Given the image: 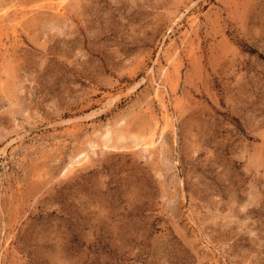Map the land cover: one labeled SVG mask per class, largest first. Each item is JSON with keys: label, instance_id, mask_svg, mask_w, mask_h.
<instances>
[{"label": "rangeland", "instance_id": "374dc122", "mask_svg": "<svg viewBox=\"0 0 264 264\" xmlns=\"http://www.w3.org/2000/svg\"><path fill=\"white\" fill-rule=\"evenodd\" d=\"M0 264H264V0H0Z\"/></svg>", "mask_w": 264, "mask_h": 264}, {"label": "bare ground", "instance_id": "6f19581e", "mask_svg": "<svg viewBox=\"0 0 264 264\" xmlns=\"http://www.w3.org/2000/svg\"><path fill=\"white\" fill-rule=\"evenodd\" d=\"M105 134H106V136H105V135H104V136H105L107 139H109L110 136H111V135H109V134H110V131H108V132L105 133ZM111 134H112V133H111ZM118 135H119V136H117V138L120 137V136H122V134L120 135V133H119ZM123 136H124V135H123ZM102 138H103V137H102ZM111 138H112V137H111ZM122 138H124V137H122ZM118 139H119V138H118ZM104 141H106V140H104ZM108 141H110V140H108ZM135 142H136V141H135ZM107 143H108V142H107ZM105 144H106V143L104 142V145H105ZM143 149L147 150L146 148H143Z\"/></svg>", "mask_w": 264, "mask_h": 264}]
</instances>
